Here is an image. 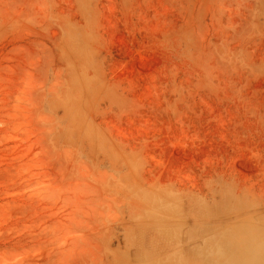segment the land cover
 <instances>
[{"label": "rangeland", "instance_id": "obj_1", "mask_svg": "<svg viewBox=\"0 0 264 264\" xmlns=\"http://www.w3.org/2000/svg\"><path fill=\"white\" fill-rule=\"evenodd\" d=\"M244 227L264 0H0V264H192Z\"/></svg>", "mask_w": 264, "mask_h": 264}, {"label": "bare ground", "instance_id": "obj_2", "mask_svg": "<svg viewBox=\"0 0 264 264\" xmlns=\"http://www.w3.org/2000/svg\"><path fill=\"white\" fill-rule=\"evenodd\" d=\"M244 230L252 235L247 237L239 228L207 242L192 264H264V234L260 229Z\"/></svg>", "mask_w": 264, "mask_h": 264}]
</instances>
